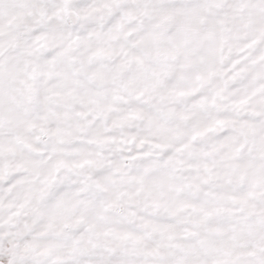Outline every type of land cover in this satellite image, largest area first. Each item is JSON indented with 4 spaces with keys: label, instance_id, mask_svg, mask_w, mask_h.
<instances>
[{
    "label": "snow or ice",
    "instance_id": "6c2138e0",
    "mask_svg": "<svg viewBox=\"0 0 264 264\" xmlns=\"http://www.w3.org/2000/svg\"><path fill=\"white\" fill-rule=\"evenodd\" d=\"M0 264H264V0H0Z\"/></svg>",
    "mask_w": 264,
    "mask_h": 264
}]
</instances>
